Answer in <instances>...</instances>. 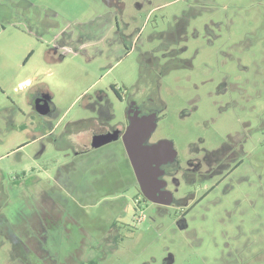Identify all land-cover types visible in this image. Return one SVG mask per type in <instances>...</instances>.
<instances>
[{
    "label": "rangeland",
    "instance_id": "obj_1",
    "mask_svg": "<svg viewBox=\"0 0 264 264\" xmlns=\"http://www.w3.org/2000/svg\"><path fill=\"white\" fill-rule=\"evenodd\" d=\"M41 1L70 18L52 26L45 8L0 12V264H264V0ZM112 86L153 98L151 140L172 141L181 159L241 135L240 191L226 196L223 184L180 226L178 207H137L122 140L64 150L68 125L76 140L101 131L91 120L100 91L111 125L123 127ZM40 92L52 98L50 117L34 107ZM57 172L70 185L53 195ZM63 212L68 227H54ZM114 222L129 228L118 243Z\"/></svg>",
    "mask_w": 264,
    "mask_h": 264
},
{
    "label": "flooded vegetation",
    "instance_id": "obj_2",
    "mask_svg": "<svg viewBox=\"0 0 264 264\" xmlns=\"http://www.w3.org/2000/svg\"><path fill=\"white\" fill-rule=\"evenodd\" d=\"M111 91H113L116 96L121 100V102L125 103L126 107V119L123 127L113 126L111 125V119L113 116L109 115V108L111 107V103L108 100V93L104 91H100L95 100L98 101V106H94L93 112L96 113V117L92 118V121H96L97 124L102 128L101 131L95 132L90 140H85L84 136L82 139L76 140L72 138L75 129L72 127V124L68 125L66 130L67 133L63 134L61 139L66 140V145L63 146L64 150L72 149L73 154L78 155H87L92 150L101 148L105 145H108L115 141L122 140L124 144V135L126 134L129 126L132 121L137 119H145L144 121L148 123L150 119H155L156 127L152 132L149 139L146 141L147 145L156 144L162 140L152 141V136L156 131L158 124L160 122V107L155 105L153 98L150 96H142L136 97L131 95H126L122 97L117 88L115 86L111 87ZM49 97V98H48ZM48 92H40L37 94L35 100L33 101L35 109H40V113L43 112L48 117L53 115V110L55 109L52 98ZM147 119V121H146ZM150 124V123H148ZM52 125V124H51ZM48 125V135H46L47 139L51 140L57 147L56 153H58L60 148V143L58 139L54 138L55 127L52 125ZM74 126L82 125V123L73 124ZM76 133L79 134L80 127H78ZM113 135L115 134L117 139L104 144L100 147H94L93 141L94 137L98 135ZM230 140V138H229ZM243 137L240 135V139H234L230 144L227 142L217 144L213 146V148H204V154L202 157H197L194 155L195 149H192L191 154L186 159H181L177 150L175 149L174 143L172 141H168L173 145L170 147L166 145L162 150V155L159 158V168L156 170V178L154 179V183L147 182L146 183V193L142 191L141 185L136 176L135 170L133 168L130 157L126 151L127 158L129 163L131 164L133 174L135 176V183L133 189L136 191V203L137 207L141 208L140 205H144L146 207L159 205L165 207H178L182 209L183 216L178 221L180 226H186V216L197 206H199L207 197L213 195L218 189L223 185L228 183L229 185L223 190V193L229 195V193L233 191H240L241 181L240 178L237 177V174L244 166L246 162V146L243 144L245 141H242ZM19 146V147H23ZM46 150V146L43 145L42 153ZM254 154V164L257 167V160L260 156V150L257 154V150L255 147ZM41 153V152H40ZM69 156V153L64 154V156ZM58 163V161L56 162ZM156 166V164H155ZM65 169V167H63ZM241 173H239L240 175ZM52 179V184L55 185L52 193L53 195L60 194V189L62 193L65 190H68L67 184L68 177L60 175L59 172ZM84 179V177L82 178ZM210 183V184H209ZM67 184V185H66ZM83 187V185H82ZM72 189H78L76 186ZM205 189L201 195V192ZM64 204V203H63ZM62 204V205H63ZM65 208V206H63ZM63 208V209H64ZM142 211V208L141 210ZM63 214L67 217H63V220L56 219L54 220L56 223L53 226L59 228H67L69 214L63 212ZM145 217L141 214L138 217L139 222H143ZM243 222V221H242ZM242 225V224H241ZM112 231L115 232L114 235V243H118V240H124V234L121 235L122 231L129 232L128 225L123 226V224L114 222L112 224ZM172 262H166V264H171ZM87 264H98L97 262L90 261Z\"/></svg>",
    "mask_w": 264,
    "mask_h": 264
},
{
    "label": "water",
    "instance_id": "obj_3",
    "mask_svg": "<svg viewBox=\"0 0 264 264\" xmlns=\"http://www.w3.org/2000/svg\"><path fill=\"white\" fill-rule=\"evenodd\" d=\"M144 120L137 119L132 121L123 140L142 191L146 193V183L150 182L151 184L155 181L156 170L159 168V158L163 153V148L166 145L171 147L173 144L162 140L156 144L147 145L146 141L155 130L156 122L153 118L148 121L150 124ZM117 137L115 134L98 135L94 137L93 145L94 147H100L117 139Z\"/></svg>",
    "mask_w": 264,
    "mask_h": 264
},
{
    "label": "crops",
    "instance_id": "obj_4",
    "mask_svg": "<svg viewBox=\"0 0 264 264\" xmlns=\"http://www.w3.org/2000/svg\"><path fill=\"white\" fill-rule=\"evenodd\" d=\"M108 1L111 2V0H108ZM66 2L70 3V0H66ZM44 4H46V3H44V1H41V0H39V1L38 0H0V12L3 11V12H7L9 14L10 12L12 13V11L18 10V9L21 11L25 10L28 12L30 8L36 9V11L39 12V9L45 8L46 12H47L46 14L48 15V17L51 18V20H50L51 22H49L48 24L52 25V26L54 25L55 20L58 19V17L70 18L69 12L64 13V11H62L60 9V7H59L60 5L55 4L52 6H49V5L45 6ZM102 17L98 18V19H102ZM1 18H4V16H1ZM64 20H66V19H64ZM66 21H68V20H66ZM96 21H97V19L95 21H92V25L97 23ZM13 27H14V29H17L16 28L17 26H13ZM0 28L5 29L6 26H4L2 23H0ZM30 58L31 57H28L26 62H28L30 60Z\"/></svg>",
    "mask_w": 264,
    "mask_h": 264
},
{
    "label": "trees",
    "instance_id": "obj_5",
    "mask_svg": "<svg viewBox=\"0 0 264 264\" xmlns=\"http://www.w3.org/2000/svg\"><path fill=\"white\" fill-rule=\"evenodd\" d=\"M32 56V54H30V56L29 57H31Z\"/></svg>",
    "mask_w": 264,
    "mask_h": 264
}]
</instances>
